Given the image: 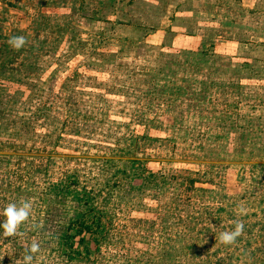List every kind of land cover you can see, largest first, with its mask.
<instances>
[{"label":"rangeland","instance_id":"1","mask_svg":"<svg viewBox=\"0 0 264 264\" xmlns=\"http://www.w3.org/2000/svg\"><path fill=\"white\" fill-rule=\"evenodd\" d=\"M22 199L0 264H264V0H0V223Z\"/></svg>","mask_w":264,"mask_h":264},{"label":"clouds","instance_id":"2","mask_svg":"<svg viewBox=\"0 0 264 264\" xmlns=\"http://www.w3.org/2000/svg\"><path fill=\"white\" fill-rule=\"evenodd\" d=\"M11 48L19 51L24 48L28 43L23 35L11 36L8 40ZM33 204L30 200H21L18 203H9L3 211L6 219L0 223V228L3 229L4 237H18L23 236L20 231L21 226L30 221L32 216ZM244 210L241 209L240 213L243 214ZM244 232V224L241 221L235 223V228L232 231H224L219 235V241L224 245H233L237 242V238ZM40 244L33 240L31 245L26 248L25 255L23 256V264H34L36 258L35 254L39 253ZM17 264H20L18 261Z\"/></svg>","mask_w":264,"mask_h":264},{"label":"trees","instance_id":"3","mask_svg":"<svg viewBox=\"0 0 264 264\" xmlns=\"http://www.w3.org/2000/svg\"><path fill=\"white\" fill-rule=\"evenodd\" d=\"M78 225L83 227V228L89 229L88 226L86 225V222H80V223L78 222Z\"/></svg>","mask_w":264,"mask_h":264}]
</instances>
